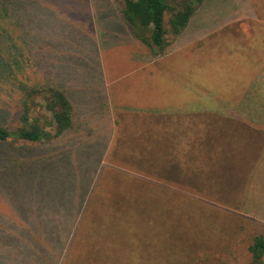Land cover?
<instances>
[{
	"label": "rangeland",
	"instance_id": "rangeland-1",
	"mask_svg": "<svg viewBox=\"0 0 264 264\" xmlns=\"http://www.w3.org/2000/svg\"><path fill=\"white\" fill-rule=\"evenodd\" d=\"M7 19L0 51L4 76L13 75L10 86L0 82V123L17 124L24 81L60 86L75 107L73 127L55 141L31 151L0 143V264H42L49 255L51 264L248 263L253 235L264 233L257 210L210 206L157 186L156 160L133 157L150 155L148 143L136 141L148 123L140 128L138 115L124 120L117 108L150 105L149 88L134 73L135 52L146 46L125 24L122 0H25L14 23ZM220 43L208 38L199 61L210 73L205 82L223 78L224 89L248 67L237 63L242 46ZM169 99L162 89L153 105ZM243 154L221 168L236 169Z\"/></svg>",
	"mask_w": 264,
	"mask_h": 264
},
{
	"label": "crops",
	"instance_id": "crops-1",
	"mask_svg": "<svg viewBox=\"0 0 264 264\" xmlns=\"http://www.w3.org/2000/svg\"><path fill=\"white\" fill-rule=\"evenodd\" d=\"M208 38L245 49L237 63L248 70L225 79L224 89L223 78L204 79L210 73L199 59ZM144 46L135 52L134 73H141L143 91L149 88L150 105L117 108L124 120L126 113L138 115L140 128L148 123V131L141 129L145 138L136 141L148 143L150 155L133 157L156 160L150 164L153 182L163 188L190 191L210 206L244 207L248 214L257 210L264 221V0H204L164 50ZM162 89L170 96L168 103L153 105ZM237 150L244 153L241 164L222 169Z\"/></svg>",
	"mask_w": 264,
	"mask_h": 264
},
{
	"label": "trees",
	"instance_id": "trees-1",
	"mask_svg": "<svg viewBox=\"0 0 264 264\" xmlns=\"http://www.w3.org/2000/svg\"><path fill=\"white\" fill-rule=\"evenodd\" d=\"M24 2L25 0H0V42L4 39L3 31L6 29L3 24H6V20L8 23L9 17L14 23V15L16 11H20V5ZM203 2L204 0H122V14L125 24L137 40L149 47L164 50L180 34ZM2 53L0 51V82L4 86H10L11 83L5 80L12 79L13 71L4 76L7 60ZM12 58L19 61L17 57ZM18 85L21 95L16 104L17 124L7 125L11 120L0 123V143H11L19 151H31L32 147L55 141L73 127L74 106L60 86L51 82L45 84L25 81ZM248 251L251 258L246 264H264L263 232L253 235ZM34 261L30 257L26 264H33ZM52 261L53 256L49 255L42 264H51Z\"/></svg>",
	"mask_w": 264,
	"mask_h": 264
}]
</instances>
